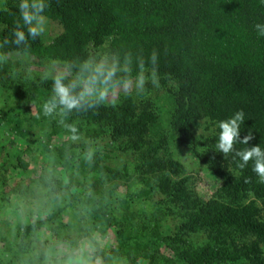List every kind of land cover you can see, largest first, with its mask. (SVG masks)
I'll return each instance as SVG.
<instances>
[{"label": "trees", "instance_id": "trees-1", "mask_svg": "<svg viewBox=\"0 0 264 264\" xmlns=\"http://www.w3.org/2000/svg\"><path fill=\"white\" fill-rule=\"evenodd\" d=\"M22 2L0 0V125L26 148L7 155L11 167L0 163V187L10 168L29 171L33 150L46 160L40 182L62 188L36 208V221L0 219V264H264V183L252 161L240 169L235 152L216 148L218 122L239 111L241 140L253 138L234 150L264 148V37L255 27L264 2L27 0L44 6L47 25L35 38ZM8 54L32 62L3 61ZM36 61L64 63L72 75L29 71ZM56 79L77 108L59 102ZM129 83L134 91L106 97ZM182 152L221 180L209 200L197 195ZM125 175L145 186L142 195ZM153 194L154 210L141 211Z\"/></svg>", "mask_w": 264, "mask_h": 264}, {"label": "rangeland", "instance_id": "rangeland-1", "mask_svg": "<svg viewBox=\"0 0 264 264\" xmlns=\"http://www.w3.org/2000/svg\"><path fill=\"white\" fill-rule=\"evenodd\" d=\"M43 25H47L45 21H43ZM50 35L54 36L56 35L57 30L53 28V26H50ZM3 61H8L11 63H31L32 60L29 58L28 55H20V54H8L6 56H3ZM103 61H106V58H103ZM29 71L36 72V73H45L51 77H68L72 75L67 71L66 65L64 63L60 62H50V61H44V62H38L36 61V64H33L31 67H29ZM127 86L118 87L115 90H110L108 92L107 96L110 101H114L119 98L120 94L132 92L135 90V87L133 86V83L126 84ZM5 138V139H4ZM4 141L7 139L8 143L0 144V163L4 164V160L6 161V168H9V163L11 160L8 159V154L11 156H14L17 154V150L19 148L25 150V144L21 141V139L16 136L15 134L9 132L7 133V129L0 125V141ZM32 156L36 155L35 158L28 160L29 157H26V161H29L31 163L29 167L28 172H23L22 170H14L12 168L9 169L7 172V183L6 186L0 187V219L1 220H8L11 224H17L19 222H26L30 223L33 221H36L37 218L32 217L31 215H34L36 212V208L44 207L45 204L49 201V198L47 197L48 194H50V191L54 188L61 189L62 186H58L56 183L51 182V186H47L45 182L43 184L40 182V178L43 177L45 174V170L43 169L45 166L46 160H43L37 155V151H31ZM181 161L186 163L188 165V175H191L196 179L197 186H196V193L199 197L203 198L204 200H209L213 194L217 191V189L221 186V180L218 179L214 174L210 172H206L201 167L195 165L193 162H191L189 156L186 152L181 153ZM10 159V158H9ZM3 160V162L1 161ZM48 164L49 159H48ZM51 165V164H50ZM1 172V171H0ZM3 177V176H2ZM1 177V178H2ZM124 178L129 182L131 185L134 186V194H140L142 195V189L145 190V186L143 185H134V180L129 178V175H125ZM3 185V184H2ZM121 187V186H120ZM125 187H121V191H125ZM149 188H146V191H148ZM63 195L65 192H61ZM65 196V195H64ZM151 201L150 203L142 202L138 203V207L141 208V211L144 212H152L155 208L154 201L158 200L157 196L156 199H154V194L150 196ZM124 203L118 204V206H122ZM134 209V207H132ZM143 209V210H142ZM151 214V213H150ZM42 239H47L49 243V247L52 246V243H55V240L51 238L48 234L42 235ZM44 241V240H42ZM102 246H105V243H102ZM61 255V254H59ZM89 256V254L85 253V256ZM83 264H87L84 262Z\"/></svg>", "mask_w": 264, "mask_h": 264}, {"label": "clouds", "instance_id": "clouds-1", "mask_svg": "<svg viewBox=\"0 0 264 264\" xmlns=\"http://www.w3.org/2000/svg\"><path fill=\"white\" fill-rule=\"evenodd\" d=\"M264 2V0H262ZM43 4H32L31 8L27 0H24L20 4L21 15L25 25H28V34L33 38L37 37L43 31V17L40 13L43 11ZM35 22V25H34ZM34 25V26H33ZM256 30L259 36L264 37V25L257 24ZM17 39L16 43L19 44L25 41V33L17 31L15 33ZM157 59L156 55L153 54L152 61L155 62ZM143 78H140V85H143ZM127 86V85H125ZM56 96L59 97V102L65 106V110H71L79 106L80 101L72 96L71 89L69 86H65L60 79H56L54 85ZM105 98V91L99 92L98 100L103 101ZM45 114H51L52 109L48 104L45 105ZM245 113L243 111L236 112L234 116L219 121L217 126L220 129L219 141L216 144V148L219 153L227 156L230 153L235 152V157H239L238 167L244 169L250 161L253 162V172L258 176L261 183H264V148L261 146L247 147L246 149L235 151L234 145L236 143H243L248 145L249 141L252 140V135L244 137L241 140L240 126L244 123ZM75 132V129H72Z\"/></svg>", "mask_w": 264, "mask_h": 264}]
</instances>
